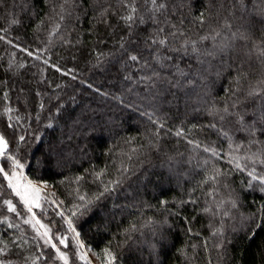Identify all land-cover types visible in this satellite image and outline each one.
<instances>
[{
  "label": "trees",
  "instance_id": "obj_1",
  "mask_svg": "<svg viewBox=\"0 0 264 264\" xmlns=\"http://www.w3.org/2000/svg\"><path fill=\"white\" fill-rule=\"evenodd\" d=\"M61 3L0 0V37H4L0 39V134L8 141V151L25 165V176L34 183H46L49 200L63 201L59 208L45 203V212L34 211L54 236L67 237V247L53 242L66 253L68 264H86L80 259L81 251L87 252L90 264H104L105 248L116 256L114 264H264V226L257 227L264 223V193L256 182L249 188L250 177L233 171L227 158L217 159L203 151L205 146L216 148L222 156L229 151V141L218 129L234 143L247 144L251 138L235 119L220 121L212 110L231 104L238 69L249 74L241 82L244 89L262 78L264 64L252 49L264 40V17L253 18L249 0H242L244 7L237 8L232 6L234 0H212L211 19L201 27L193 20L206 9L208 0H167L161 26L166 32L173 30L164 23L167 17L184 32L182 37H169V47L179 49L185 39H191L198 42L200 52L197 55L189 48L186 55L161 49L162 55L173 59L159 69L152 50L144 44L154 26L141 25L129 37L119 21L124 12L117 0H77L76 5H65L63 20L57 15ZM254 3L264 6L261 0ZM109 5L113 13L104 23L99 14ZM226 21L230 29L224 27ZM237 30L249 40L233 39L231 33ZM214 32L220 33L215 40L200 41ZM121 38L134 41L126 45L129 52L142 54L162 77L179 80L183 86L159 83L149 88L135 82L148 69L124 66L127 55L119 48ZM224 44L228 47L221 51ZM176 67L185 76H178ZM128 74L131 81L124 78ZM245 105L248 123L264 109L260 99ZM213 124L215 128L210 127ZM256 127L255 139L264 142L260 124ZM180 129L184 135H175ZM20 136L25 139L20 141ZM189 140L201 147L194 148ZM258 147L264 144L251 150ZM3 164L10 168L7 161ZM122 165L128 170L123 183L94 201L83 215L72 216L73 205L81 203L79 195L92 199L103 190V184L94 182V174L103 169V180L115 179ZM213 166L226 175L217 194L210 197L206 195L210 185H199ZM256 168L264 174V166ZM77 177L83 179L77 183ZM6 183L0 174V218L7 216L19 227L0 223V247L7 246L0 258L10 264H32L40 256L36 264H64L55 258V249L43 246L35 231L23 223L30 214ZM230 199L236 207L227 203ZM5 200H12L20 216L7 211ZM220 201H225L221 214L203 211L210 206L215 210ZM223 211L230 216H223ZM68 218L75 231L69 229ZM133 225L136 231H126ZM216 229H222V235H213ZM76 233L83 249L76 246ZM221 242L223 247L218 248Z\"/></svg>",
  "mask_w": 264,
  "mask_h": 264
},
{
  "label": "snow or ice",
  "instance_id": "obj_2",
  "mask_svg": "<svg viewBox=\"0 0 264 264\" xmlns=\"http://www.w3.org/2000/svg\"><path fill=\"white\" fill-rule=\"evenodd\" d=\"M47 2V0H45ZM82 2V0H81ZM120 7L123 9L124 14L119 15V21L123 23L124 27L127 29L129 37L135 32V30L147 23H151L154 28L150 32L148 38L144 41L145 48L152 50V59L155 61V64L159 67V69H164L166 67V62H171L173 57L172 56H164L161 53V49H167L169 52H180L183 51L184 54H188L189 48H191L192 53H196L199 55L200 49L197 47V41L191 39H185L181 44L179 49L169 47L170 40L169 37H182L184 36V32L180 29L177 24L171 23L165 17L164 23L168 25L172 31H167L165 27L161 26L160 16L164 15V13L168 9L167 0H117ZM250 4H253L254 13L253 18L256 15L264 17V6L256 7L254 0H249ZM76 5L77 0H63V3L59 5L60 12L57 13L59 15L60 20L64 19L63 13L66 11L65 5ZM261 4L264 5V0H261ZM233 8L237 7H244L242 4V0H234ZM214 5L212 0H208V4L205 10L200 11V13L194 18L193 23L199 24L203 27L209 19H211V13ZM53 12H55V8H53ZM113 13V9L111 5L105 7L100 12V17L102 18V22L107 23V16ZM71 13H69L70 15ZM180 24H183V20L180 21ZM225 28H231L232 25L230 22H225ZM56 30L59 29V24L54 26ZM220 36L219 32H214V34H209L206 36L200 37V41L213 39L215 40L216 37ZM233 39L239 38L241 41H248L249 37L245 32H237L231 33ZM4 37H0L3 39ZM10 43V41H9ZM134 43V41L130 39L121 38L119 43V48L124 55H127V61H125V67H129L131 65H138L139 70L143 71L144 69H148V73L139 77L138 83H145L149 88H154L159 83H167L170 87H182L183 85L179 80L171 81L167 80L165 77L161 76L160 71L157 70L156 67H153L149 64L148 60L145 59L142 54L129 52L128 47L126 45H130ZM228 47V44L221 45L220 50L223 51L224 48ZM257 59L264 64V40L260 43L253 44L252 49ZM27 51V50H25ZM28 55H32L31 52H28ZM99 55H104L100 53ZM205 55H213L212 52H206ZM39 58V57H37ZM131 62V64L129 63ZM44 63H47L45 60ZM22 66V65H21ZM175 67L174 65H172ZM59 71V69H57ZM176 73L178 76H185V73L176 67ZM67 74V73H65ZM248 73L244 72L240 69L237 70V76L234 77V83L237 85L234 89L230 90L229 99L232 101L231 104L225 103L222 109L214 108L212 110L213 115H218L220 121H225L229 118L235 119L236 122L240 125L241 130L247 131L249 137H251L247 144L244 142L234 143L229 136V134L223 129H218L219 133L225 137L229 141V151L222 156L220 151L214 147H203V151L209 152L212 157L217 159H224L227 158V162L231 165L233 171L239 172H246L248 177H250L248 181V187H253V182H256L259 185V190L264 193V174L257 172V165L264 166V148L258 147L255 152L251 149L255 145L264 144V142L257 141L255 139L256 133L258 131L256 125L260 124V134L264 135V124L261 121H264V109L261 110L260 115L258 118H253L251 123H248L245 120V113L247 111V107L245 102L248 100L255 101L256 99H260L264 101V74H262V78L256 82L255 85H249L247 89L242 87L241 82L247 80ZM126 80L131 81L132 76L130 74L124 77ZM191 83V81H188ZM89 87H91L89 85ZM241 93H243V98H241ZM5 98H7V94H5ZM6 112H12L13 110L10 108L5 109ZM149 119H152L151 114H147ZM11 119V117H10ZM19 120V117H16ZM155 123V122H154ZM12 125L10 124L9 127ZM51 126V125H49ZM164 125L161 123L159 128H163ZM195 127V126H193ZM210 127L215 128L216 125H210ZM159 128L157 132L154 134L157 137L159 136ZM175 135L183 136L184 132L183 129L178 130ZM25 139L24 136H20L19 140L23 141ZM189 144L193 145L194 148H200L201 145L197 141L189 140ZM135 151V149H133ZM3 161H7L10 165V170H6L3 164ZM206 165L209 163L207 160L204 162ZM25 165L20 162V160L16 157L15 154L8 151V141L5 139L3 134H0V174L7 180V186L12 190V193L15 194L16 197L19 198V201L24 206L27 213L30 215L28 218L23 220V223L29 225L36 233V236L39 237L43 241V246H50L52 249H55L56 252V259L62 260L64 264H68V257L66 253L62 252L59 247H57V243H54V239L59 242V244L64 245L67 247L65 241L67 237H61L59 235L54 236L52 234V229L44 224L39 218H37L36 212L34 209H40L42 212H45L46 209L44 208V204H53L57 208L63 204V201L57 203L55 200H49L48 194L43 193L42 190L46 189L48 185L46 183L42 185H37L31 180H28L26 177L23 176L22 170L24 169ZM128 170L127 168L123 167L121 170V175L118 178L111 179V180H103L102 178L105 175V170H101L100 172H96L94 174V182H99L103 184V190L100 191L98 194H95L92 199L87 198L85 195H79L78 199L81 202L80 204L73 205L72 216H76L77 213L83 215L85 212L89 210V206L94 203V201L99 200L103 197L106 193L115 191V189L123 183L124 173ZM226 175V173L222 172L219 168L213 166L210 173L206 174L204 179L200 182V187L204 185H210L209 191L206 195L210 197H214L220 186L221 177ZM83 177H77L76 182L78 183L82 180ZM227 187V185H224ZM78 191V190H77ZM51 195H54L51 194ZM195 203V201H192ZM7 206V211L10 213H15L17 216H20V212L17 210L16 205L12 202V200H5L3 202ZM166 201H162L161 204H166ZM225 201H220L219 203L215 204V210L213 207H205L203 211L207 214L211 215H219V209H221L224 205ZM227 203H230L232 207H236L235 200H229ZM261 209L264 210V205L261 206ZM57 215L63 217V211H57ZM223 216H230L228 211H223ZM67 224L69 229L75 231L72 228V221L71 218L67 219ZM0 223H7L9 228L19 227V225L13 224L9 221L7 216L0 218ZM264 226V223L258 224L257 227ZM135 225H133L130 229L126 230L128 232L136 231ZM191 231V229H189ZM213 235H222V229H216ZM251 235L254 236L255 232L251 231ZM79 236V233H76V236L73 239L76 242V246L78 249H83L84 245L81 241L76 239ZM36 239V237H33ZM27 243V241H25ZM217 247H223V242L217 245ZM7 252V246L0 247V257H2ZM104 252V264H114L116 260V256L111 252L110 249L105 248ZM40 259V256H36L35 259L32 261V264H36V261ZM80 259L85 261L86 264H90V261L87 260V253L84 251L80 252ZM0 264H10L9 261H6L3 258H0Z\"/></svg>",
  "mask_w": 264,
  "mask_h": 264
},
{
  "label": "rangeland",
  "instance_id": "obj_3",
  "mask_svg": "<svg viewBox=\"0 0 264 264\" xmlns=\"http://www.w3.org/2000/svg\"><path fill=\"white\" fill-rule=\"evenodd\" d=\"M37 164L40 165V161H39V160L37 161ZM7 170H10V168H8ZM22 174H23L24 177H26L25 174H24V172H23V170H22ZM26 178H27V177H26ZM27 179H28V178H27ZM28 180H29V179H28ZM6 181H7V180H6ZM7 183H8V182H7ZM7 183H6V184H7ZM35 184H37V183H35ZM37 185H40V184H37ZM7 187H8V186H7ZM9 189H10V188H9ZM45 190H46V189H43L42 192H43V193H46ZM10 191H11V193H12V190H11V189H10ZM13 194H14V193H13ZM14 195H15V194H14ZM86 253H87V252H86ZM87 257H89L88 254H87Z\"/></svg>",
  "mask_w": 264,
  "mask_h": 264
}]
</instances>
